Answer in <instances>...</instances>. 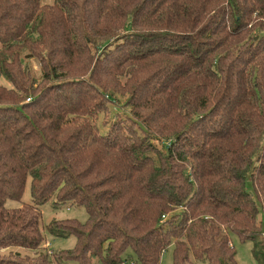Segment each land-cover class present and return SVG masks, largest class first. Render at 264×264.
Segmentation results:
<instances>
[{
    "label": "trees",
    "instance_id": "trees-1",
    "mask_svg": "<svg viewBox=\"0 0 264 264\" xmlns=\"http://www.w3.org/2000/svg\"><path fill=\"white\" fill-rule=\"evenodd\" d=\"M263 233L264 0H0V264H264Z\"/></svg>",
    "mask_w": 264,
    "mask_h": 264
},
{
    "label": "rangeland",
    "instance_id": "rangeland-1",
    "mask_svg": "<svg viewBox=\"0 0 264 264\" xmlns=\"http://www.w3.org/2000/svg\"><path fill=\"white\" fill-rule=\"evenodd\" d=\"M53 0H47V2H52ZM34 67L35 72L40 71V62L36 58H32L30 61ZM113 107V106H112ZM118 110L112 108V111H110L108 116H105L104 114H101L98 118V123L101 126V129L103 131H106L108 128V125H104L105 120H113L114 117H116V112ZM122 112H125L124 109H122ZM111 118V119H110ZM248 186L251 187V184L248 183ZM24 202L31 203L32 202V195H31V189H30V179L27 183L25 193L23 195L22 201H16V200H8L7 206L8 207H19ZM42 212V222L43 225H47L52 219H63V218H77L81 221H86L88 219V213L84 207H78V206H72V205H58L55 206L53 201H49L45 205L41 207ZM263 213V212H262ZM261 213V216H262ZM264 234V233H263ZM264 235H262L263 237ZM233 242L237 249V260L241 264H260L259 261L256 259L253 248H254V242L253 241H241L240 238L237 235H233ZM48 243L46 245L47 250L52 251H58L60 249H67L72 248L76 243V237L72 236L67 239H59V238H52L48 237ZM17 251L19 250L22 254H30L33 255L34 252L32 250H26L23 248H7L3 249V254H8L9 251ZM51 252V251H49ZM261 253H262V260L264 262V244L261 245ZM173 263V247L170 246L162 256L161 264H172Z\"/></svg>",
    "mask_w": 264,
    "mask_h": 264
}]
</instances>
